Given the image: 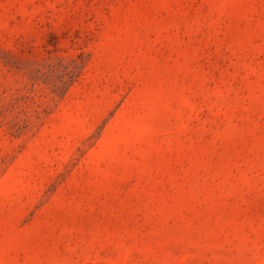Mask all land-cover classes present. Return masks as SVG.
Listing matches in <instances>:
<instances>
[{
  "label": "rangeland",
  "instance_id": "1",
  "mask_svg": "<svg viewBox=\"0 0 264 264\" xmlns=\"http://www.w3.org/2000/svg\"><path fill=\"white\" fill-rule=\"evenodd\" d=\"M0 264H264V0H0Z\"/></svg>",
  "mask_w": 264,
  "mask_h": 264
}]
</instances>
